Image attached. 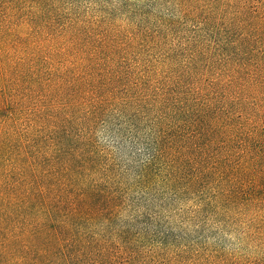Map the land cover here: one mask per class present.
<instances>
[{
	"label": "trees",
	"instance_id": "trees-1",
	"mask_svg": "<svg viewBox=\"0 0 264 264\" xmlns=\"http://www.w3.org/2000/svg\"><path fill=\"white\" fill-rule=\"evenodd\" d=\"M0 264H264V0H0Z\"/></svg>",
	"mask_w": 264,
	"mask_h": 264
},
{
	"label": "rangeland",
	"instance_id": "rangeland-1",
	"mask_svg": "<svg viewBox=\"0 0 264 264\" xmlns=\"http://www.w3.org/2000/svg\"><path fill=\"white\" fill-rule=\"evenodd\" d=\"M107 139L105 138V137H102V141L105 143V142H107L106 141ZM217 240H215L214 242H216ZM219 242V244L220 245H222V246H224V247H226V248H228L229 246H230V242H231V239H229V236H228V239L226 240H219L218 241Z\"/></svg>",
	"mask_w": 264,
	"mask_h": 264
}]
</instances>
